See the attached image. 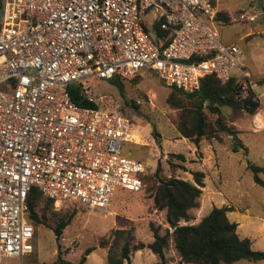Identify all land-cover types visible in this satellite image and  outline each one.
<instances>
[{
  "label": "built area",
  "instance_id": "built-area-1",
  "mask_svg": "<svg viewBox=\"0 0 264 264\" xmlns=\"http://www.w3.org/2000/svg\"><path fill=\"white\" fill-rule=\"evenodd\" d=\"M217 12L215 0H2L0 264H21L33 250L32 187L54 203L103 210L117 187L142 186L145 164L122 154L134 123L109 96L92 95L90 78L146 70L190 90L211 74L233 80L237 100H256L243 51L220 39ZM73 83L99 107L76 104Z\"/></svg>",
  "mask_w": 264,
  "mask_h": 264
},
{
  "label": "rangeland",
  "instance_id": "rangeland-1",
  "mask_svg": "<svg viewBox=\"0 0 264 264\" xmlns=\"http://www.w3.org/2000/svg\"><path fill=\"white\" fill-rule=\"evenodd\" d=\"M219 13L229 16L228 21L214 22L223 43L236 44L244 53L256 86L254 96L259 108L254 114L241 109L236 115L228 106H221L227 124L233 123L247 152L241 148L231 151L232 139L223 136L202 138L196 145L182 136L176 127L178 110L167 103L170 87L154 72L141 70L130 77L119 78L122 89L106 79L88 80L92 95L104 94L111 98L107 105L129 115L134 123L131 133L134 141L122 144V154L139 159L145 172L152 173L159 163L160 174L166 178L192 180V172H202L201 194L198 205L190 210L191 219L181 224L196 223L213 206H228L227 216L237 222L240 237H248L255 250H264V187L256 184L248 161L264 168V0H215ZM150 17V16H149ZM148 17V18H149ZM1 89V86H0ZM258 117V118H257ZM257 119V120H256ZM182 153L181 162L171 154ZM181 164L183 168H175ZM264 180V172L258 174ZM61 212H73L71 223L56 238L48 228L35 226L33 250L14 263L42 264L54 261L60 252L62 258L77 262L84 250L95 247L84 264H106L107 254L119 253L127 236L130 245L152 241L150 224L163 233L167 227L165 212L151 207V198L142 185L131 191L117 187L106 209H89L70 202L53 203ZM125 230L117 237L116 230ZM171 230V229H170ZM167 264H187L179 260L174 250L167 249ZM131 264H160L148 248L130 251ZM231 264H264L238 260Z\"/></svg>",
  "mask_w": 264,
  "mask_h": 264
},
{
  "label": "trees",
  "instance_id": "trees-1",
  "mask_svg": "<svg viewBox=\"0 0 264 264\" xmlns=\"http://www.w3.org/2000/svg\"><path fill=\"white\" fill-rule=\"evenodd\" d=\"M214 2V0H212ZM2 0H0V10ZM216 20L228 21L229 16L223 13L216 14ZM118 75L108 78L110 83L122 89ZM261 82H264V77ZM82 83H73L69 86L72 100L81 106L99 107L87 99L81 90ZM170 93L167 103L178 110L176 127L178 132L190 138L196 145L205 137L228 136L232 139L231 151L241 148L247 152V147L237 136L239 130L233 124H227L226 115L221 106H228L233 113L241 109L248 114H254L259 108L257 100L248 97L246 101L237 100L235 97L236 85L233 80L221 82L215 76L208 74L200 79L196 88L186 90L180 87L169 86ZM232 115L230 121L236 120ZM181 162L185 161L182 153L171 154ZM175 168H183L181 164H174ZM247 167L253 173L256 184L264 187V180L258 175L264 172L262 166L248 161ZM158 163L152 173L145 171L141 175L142 185L146 187L151 198V207L165 212L167 227L163 233L159 228L150 224L152 241L149 243L138 242L130 245L131 236H127L119 253H108L106 264H131L130 251L148 248L154 253L160 264H167L166 251L172 249L179 260L187 264H231L238 260L258 262L264 260V250L252 248L248 237H240L237 232V222L231 221L227 212L228 206H213L210 211L196 223L181 224L180 221L191 219L190 210L198 205L197 199L201 194L202 172L193 171L192 180L171 176H162ZM142 187V186H141ZM28 205V219L33 226L48 228L59 238L63 230L71 223L74 213L61 212L53 208L54 201L44 196L37 188L32 187L26 197ZM171 229V230H170ZM117 237H121L125 230H116ZM95 247H87L77 262L62 258L60 252L56 259L50 263L42 264H84L86 256Z\"/></svg>",
  "mask_w": 264,
  "mask_h": 264
},
{
  "label": "bare ground",
  "instance_id": "bare-ground-1",
  "mask_svg": "<svg viewBox=\"0 0 264 264\" xmlns=\"http://www.w3.org/2000/svg\"><path fill=\"white\" fill-rule=\"evenodd\" d=\"M258 118V117H257ZM257 120V119H256Z\"/></svg>",
  "mask_w": 264,
  "mask_h": 264
}]
</instances>
